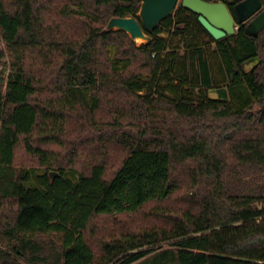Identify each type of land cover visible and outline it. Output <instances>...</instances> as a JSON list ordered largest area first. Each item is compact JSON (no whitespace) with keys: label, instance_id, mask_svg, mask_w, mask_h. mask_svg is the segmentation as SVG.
Segmentation results:
<instances>
[{"label":"trees","instance_id":"1","mask_svg":"<svg viewBox=\"0 0 264 264\" xmlns=\"http://www.w3.org/2000/svg\"><path fill=\"white\" fill-rule=\"evenodd\" d=\"M205 1L226 4L234 34L214 40L179 5L137 46L104 28L112 16L140 22L138 0H0V264H136L162 243L177 264H264V29L238 22L240 0ZM165 30L192 70L178 83ZM211 44L229 95L246 94L240 108L208 98L225 87L213 85ZM20 147L44 173L15 166ZM115 216L140 223H114L95 247V222Z\"/></svg>","mask_w":264,"mask_h":264},{"label":"water","instance_id":"2","mask_svg":"<svg viewBox=\"0 0 264 264\" xmlns=\"http://www.w3.org/2000/svg\"><path fill=\"white\" fill-rule=\"evenodd\" d=\"M140 22L131 16H112L104 28L105 32L122 31L133 42L140 40L143 44L151 42L150 33L161 21L171 16L179 0H138ZM184 9L197 15L201 27L214 39L221 40L235 33L236 22L223 1L208 2L205 0H180ZM238 22L246 24L247 32L255 36L264 29V5L262 0H240L234 7ZM260 62L258 56L242 63L244 72L252 71ZM211 100L228 102L229 94L226 87L210 88L207 91ZM59 176L58 172L50 171V181Z\"/></svg>","mask_w":264,"mask_h":264},{"label":"rangeland","instance_id":"3","mask_svg":"<svg viewBox=\"0 0 264 264\" xmlns=\"http://www.w3.org/2000/svg\"><path fill=\"white\" fill-rule=\"evenodd\" d=\"M179 5H180V0L177 2L175 10L179 7ZM175 10H174V12H175ZM237 29H238V25H236L235 32L237 31ZM159 37L166 39L168 41V43H170L169 50H166L163 54H164L165 58H167V60L170 57L174 58V62L176 63V66H175V69L173 70V72L171 73V76L173 77V80H174L173 83H178L179 79H180L179 77H180L182 72L186 73L188 75H191V73H192L191 72L192 70H190L189 66H188L189 60L186 58L188 55H184L185 49L179 43L178 39L172 35V32L170 30L163 31L161 34H159ZM141 43L142 42L140 40L135 41V44L137 46L141 45ZM177 48H178V50H176V52H172L173 49H177ZM214 48H215L214 44H211L208 46V51L211 55L210 67H211L213 85L226 87L228 84L227 78L224 76V74L221 71L219 59L217 58V56H215V54H213ZM108 49H109L110 57L113 58L114 51H115L114 47L110 46ZM169 51H171V52H169ZM168 52H169V55H165ZM175 53H176V55H174ZM183 64H185L184 65L186 67L185 69L180 68L181 67L180 65H183ZM142 78L145 80H148V81H150V79H151L150 74L144 75ZM157 85L158 84H154V83L152 84V87H153L152 90L154 92L159 90V88H157ZM164 85H165V83L162 82L161 84H159V87L161 88ZM190 87H191L190 85L185 86V88L189 89V91H190ZM199 90L203 91L204 94L206 93V89L203 88L202 86L195 87L194 89L192 87V93L190 96L194 100V102H195L194 104L198 103L196 94L199 92ZM139 94L143 95V94H145V91H141ZM165 95L172 97L169 92H165ZM245 97H246V94L243 90H236L233 95H231V94L229 95L230 99H229L228 103L231 106V108H233V109L240 108L245 101ZM256 110H257V106L253 108V111H256ZM17 151L18 152L16 154V159H15V166L17 168L31 169L35 174L44 173L45 168L43 166L38 165L35 158L28 155L21 147L18 148ZM118 155H119V152H116V151L113 152L112 150H110L109 155L107 157L108 158L107 159L108 164L115 162L118 158ZM72 159H73V157H72ZM88 161H89V157L86 158L84 156L83 157L81 156L80 158L75 159L74 160V162L76 163L75 168H73V170L67 169L66 175L73 180H77L78 173L83 172L86 169ZM49 171L58 172V170H56V169H50ZM243 177H244L243 179H246V180H252V178H253V177L247 176V175H245V176L243 175ZM254 177H255V181L258 182V184H264V171L261 174L254 176ZM32 182L34 185L37 184L36 179L34 177L32 178ZM262 205L263 204H259V207H261ZM128 219H130V221L132 222V224L134 226H137L140 223L139 217L126 218V220H125L124 216H115V217L111 218L110 220H109V218H100L98 221H96L95 226H97V227L94 228L95 235L93 236V238H91V240H94V242H95V247H97V240L100 239V236H106V234L108 232L116 231L114 229L116 227H118L119 225L117 226L114 223L119 224L122 221L120 223V225H121V224L127 222ZM0 246L4 248L3 244H1V243H0ZM163 251H166V254L168 255L167 258H166V254L164 256ZM169 251H171V252H169ZM165 258H166V260H165ZM21 264H24V263L21 262ZM136 264H177V261L175 259V255L173 253V249L170 247V245L168 243H162L160 250H158L152 256L150 255L146 259H143V260L137 262Z\"/></svg>","mask_w":264,"mask_h":264},{"label":"flooded vegetation","instance_id":"4","mask_svg":"<svg viewBox=\"0 0 264 264\" xmlns=\"http://www.w3.org/2000/svg\"><path fill=\"white\" fill-rule=\"evenodd\" d=\"M181 6V5H180ZM191 12V11H190ZM193 13V12H192ZM195 14V13H194ZM195 16H196V19H197V15L195 14Z\"/></svg>","mask_w":264,"mask_h":264}]
</instances>
